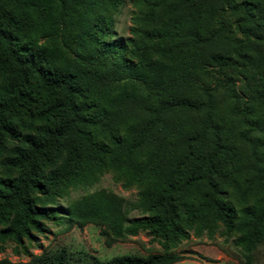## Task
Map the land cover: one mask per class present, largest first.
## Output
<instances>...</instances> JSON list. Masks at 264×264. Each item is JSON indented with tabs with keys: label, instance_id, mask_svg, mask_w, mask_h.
<instances>
[{
	"label": "trees",
	"instance_id": "trees-1",
	"mask_svg": "<svg viewBox=\"0 0 264 264\" xmlns=\"http://www.w3.org/2000/svg\"><path fill=\"white\" fill-rule=\"evenodd\" d=\"M0 0V249L47 224L104 244L145 232L160 253L100 260L62 247L0 264H175L189 233L264 241V0ZM111 172L105 190L57 201Z\"/></svg>",
	"mask_w": 264,
	"mask_h": 264
},
{
	"label": "rangeland",
	"instance_id": "rangeland-1",
	"mask_svg": "<svg viewBox=\"0 0 264 264\" xmlns=\"http://www.w3.org/2000/svg\"><path fill=\"white\" fill-rule=\"evenodd\" d=\"M134 12L135 8L131 0H122L115 16L114 31L117 39L125 41L131 37L130 28L133 26ZM99 190L122 197L126 203L129 219L141 216L138 210L131 207L136 202L137 189L135 187L123 188L121 183L115 181L111 172L103 174L93 186L70 189L65 197L57 201V204L64 208L80 197ZM234 238L232 236L225 239L220 230H216L210 236L206 231L199 235L191 231L188 239L181 241L173 250L175 254H182L191 259L175 264H238V250L233 246ZM62 247L70 252L91 255L100 260L122 255L145 257L161 252L158 241L145 232H140L125 242L114 243L107 247L103 237L99 234V227L94 225H87L81 229L72 227L69 231H63V226L47 224L42 233L33 236L32 241H25L27 254H38L41 250L52 253ZM27 254L12 242L5 243L2 250L0 249V259H8L12 262L27 261L29 258ZM252 261L253 264H264V241L253 252Z\"/></svg>",
	"mask_w": 264,
	"mask_h": 264
}]
</instances>
